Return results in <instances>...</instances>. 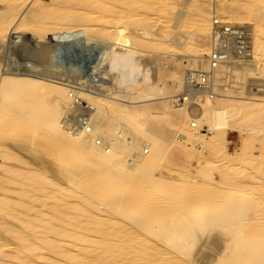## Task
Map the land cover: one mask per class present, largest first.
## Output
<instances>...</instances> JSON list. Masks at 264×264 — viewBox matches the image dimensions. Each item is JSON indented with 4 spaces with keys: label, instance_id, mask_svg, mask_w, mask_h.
Here are the masks:
<instances>
[{
    "label": "bare ground",
    "instance_id": "6f19581e",
    "mask_svg": "<svg viewBox=\"0 0 264 264\" xmlns=\"http://www.w3.org/2000/svg\"><path fill=\"white\" fill-rule=\"evenodd\" d=\"M217 1L0 0V264H264V0Z\"/></svg>",
    "mask_w": 264,
    "mask_h": 264
},
{
    "label": "rangeland",
    "instance_id": "374dc122",
    "mask_svg": "<svg viewBox=\"0 0 264 264\" xmlns=\"http://www.w3.org/2000/svg\"><path fill=\"white\" fill-rule=\"evenodd\" d=\"M219 3L225 2L230 3L233 5H244V1H238V0H219L217 1ZM212 6H213V0H191V5L184 7V6H178V8L185 10L188 12L186 15L185 20L181 25L177 28V31L180 33L186 32V30L191 29L192 21L198 18H201L202 16H210L212 13ZM159 14L162 16V23L166 28L171 27V19L174 16L175 11L169 8H162L161 10H157ZM249 25L253 24L254 34H255V47L258 49L260 47H264V28H261L259 25L254 24V22L246 21ZM196 27V26H195ZM172 29V28H170ZM204 55H212L210 52H204ZM203 133H207V131L204 129L202 130ZM228 150L231 153H234L237 149H239L241 145L240 140V134L236 128H233L229 131L228 135ZM175 160V159H174ZM177 161V160H176ZM181 163V162H180ZM197 165V164H194ZM194 168V166H192Z\"/></svg>",
    "mask_w": 264,
    "mask_h": 264
},
{
    "label": "built area",
    "instance_id": "2783aa9c",
    "mask_svg": "<svg viewBox=\"0 0 264 264\" xmlns=\"http://www.w3.org/2000/svg\"><path fill=\"white\" fill-rule=\"evenodd\" d=\"M61 125L68 133L77 138H80L84 132L90 131L89 122L83 116H76L72 112L66 113Z\"/></svg>",
    "mask_w": 264,
    "mask_h": 264
}]
</instances>
